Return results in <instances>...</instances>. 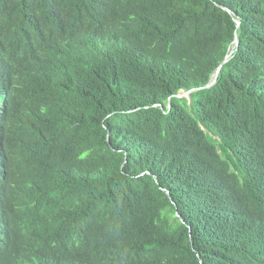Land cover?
I'll return each mask as SVG.
<instances>
[{
	"label": "trees",
	"instance_id": "obj_1",
	"mask_svg": "<svg viewBox=\"0 0 264 264\" xmlns=\"http://www.w3.org/2000/svg\"><path fill=\"white\" fill-rule=\"evenodd\" d=\"M0 264H264V0H0Z\"/></svg>",
	"mask_w": 264,
	"mask_h": 264
},
{
	"label": "water",
	"instance_id": "obj_2",
	"mask_svg": "<svg viewBox=\"0 0 264 264\" xmlns=\"http://www.w3.org/2000/svg\"><path fill=\"white\" fill-rule=\"evenodd\" d=\"M235 44L236 45H239V40H238V38H236V40H235ZM227 56H229V54L227 55ZM227 59H225V61H226ZM222 65H220V67H221ZM220 69V68H219ZM219 69L217 70V72H216V75L219 73ZM216 80H217V77H215L214 79H213V81L210 83V84H208L207 86H209V85H212V84H214L215 82H216ZM191 91H193V89L192 90H189V91H182L179 95H182V94H188V95H190V92Z\"/></svg>",
	"mask_w": 264,
	"mask_h": 264
},
{
	"label": "rangeland",
	"instance_id": "obj_3",
	"mask_svg": "<svg viewBox=\"0 0 264 264\" xmlns=\"http://www.w3.org/2000/svg\"><path fill=\"white\" fill-rule=\"evenodd\" d=\"M180 96H183V97H189V95L188 94H182V95H180Z\"/></svg>",
	"mask_w": 264,
	"mask_h": 264
}]
</instances>
